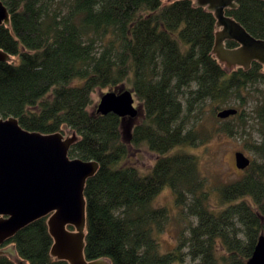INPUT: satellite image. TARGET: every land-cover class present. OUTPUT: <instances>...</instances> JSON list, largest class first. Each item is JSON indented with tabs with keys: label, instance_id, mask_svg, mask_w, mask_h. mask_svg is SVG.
Segmentation results:
<instances>
[{
	"label": "trees",
	"instance_id": "1",
	"mask_svg": "<svg viewBox=\"0 0 264 264\" xmlns=\"http://www.w3.org/2000/svg\"><path fill=\"white\" fill-rule=\"evenodd\" d=\"M0 1L11 17L0 25V50L11 56L0 62V118L16 117L41 133L70 129L76 139L69 155L100 164L85 186L86 259L173 264L189 256L197 264H247L264 235V105L263 138L251 145L255 157L243 175L221 187L227 205L220 212L204 191L199 157L187 149L212 136L187 126L205 102L214 103L218 118L232 95L264 83L259 61L245 69L218 59L214 11L195 0ZM226 14L264 39V0H239ZM121 85L133 91L138 115L99 113L93 94ZM225 124L220 130L234 134ZM143 146L157 154L149 173L131 160ZM167 186L198 220L175 249L161 253L154 233L169 213L155 200ZM7 242L28 264H71L53 256L46 216ZM0 264L17 263L0 254Z\"/></svg>",
	"mask_w": 264,
	"mask_h": 264
},
{
	"label": "water",
	"instance_id": "2",
	"mask_svg": "<svg viewBox=\"0 0 264 264\" xmlns=\"http://www.w3.org/2000/svg\"><path fill=\"white\" fill-rule=\"evenodd\" d=\"M239 0H195L199 6L214 11L217 32L214 52L229 67L250 68L254 61L264 65V39L256 38L245 27L226 14ZM8 7L0 1V25L10 24ZM238 46L228 48L227 41ZM11 56L0 50V62ZM132 90L105 92L97 105L103 115L136 117L139 107ZM238 113L228 107L218 112L227 119ZM62 132L41 133L21 126L16 117L0 118V247L19 230L47 216L49 231L54 239L53 256L71 264H112L105 258L88 261L85 256L88 178L99 169V163L72 158L69 151L76 135ZM237 166L247 168L251 159L236 153ZM71 225L75 230H70ZM1 252V251H0ZM247 264H264V235H261Z\"/></svg>",
	"mask_w": 264,
	"mask_h": 264
},
{
	"label": "rangeland",
	"instance_id": "3",
	"mask_svg": "<svg viewBox=\"0 0 264 264\" xmlns=\"http://www.w3.org/2000/svg\"><path fill=\"white\" fill-rule=\"evenodd\" d=\"M13 60H19V57L14 56ZM123 86L98 88L93 94L94 101L99 103L102 93L111 90L120 92ZM136 105L139 106L137 99ZM213 105V102L207 101L202 105V109H199L200 112L196 111L187 118L188 128L195 124L196 127H202L203 133H212L209 140L188 146L187 149L199 157V170L205 178L204 191L209 195L211 208L215 212H220L227 205L222 203L221 187L237 180L244 173V170L237 166L236 153L241 151L252 160L255 154L251 150V145L263 138L261 106L264 105V83L250 85L248 90L235 93L227 103L220 106V110L233 107L243 111L245 113L243 119L233 117L235 115L227 119L216 118L213 114ZM224 124L233 129L234 134L220 130ZM131 160L138 164L142 172L149 173L157 160V154L143 146L138 151H132ZM191 200L192 195L188 194V201ZM155 204L166 207L169 213L165 228L156 229L154 233L160 243V252L166 253L177 247L182 234L189 235V227L196 224L198 219L189 214L187 207L178 202L177 194L170 186L165 187L157 196ZM188 250L189 247L183 248L185 252ZM0 251V254L9 256L17 264H28L18 256L15 246L11 243L0 247ZM173 264H197V262L186 256L183 262L176 260Z\"/></svg>",
	"mask_w": 264,
	"mask_h": 264
},
{
	"label": "flooded vegetation",
	"instance_id": "4",
	"mask_svg": "<svg viewBox=\"0 0 264 264\" xmlns=\"http://www.w3.org/2000/svg\"><path fill=\"white\" fill-rule=\"evenodd\" d=\"M50 215H51V214H49V215L46 216V217H47V223H48V219H49ZM68 228H69L70 230H75V228H74L73 226H71V225H69ZM7 244H8V242H6L5 244H3L2 246L7 245ZM2 246H1V247H2Z\"/></svg>",
	"mask_w": 264,
	"mask_h": 264
},
{
	"label": "bare ground",
	"instance_id": "5",
	"mask_svg": "<svg viewBox=\"0 0 264 264\" xmlns=\"http://www.w3.org/2000/svg\"><path fill=\"white\" fill-rule=\"evenodd\" d=\"M136 104V103H135ZM233 116V115H232ZM100 165V164H99Z\"/></svg>",
	"mask_w": 264,
	"mask_h": 264
}]
</instances>
